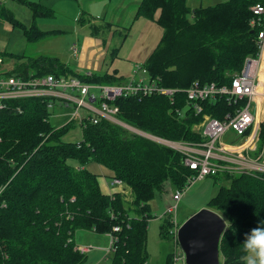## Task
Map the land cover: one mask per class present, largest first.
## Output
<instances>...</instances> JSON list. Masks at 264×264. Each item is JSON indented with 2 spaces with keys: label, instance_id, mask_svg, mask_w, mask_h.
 Here are the masks:
<instances>
[{
  "label": "trees",
  "instance_id": "16d2710c",
  "mask_svg": "<svg viewBox=\"0 0 264 264\" xmlns=\"http://www.w3.org/2000/svg\"><path fill=\"white\" fill-rule=\"evenodd\" d=\"M187 0H140L135 17L154 21L162 35L143 67L164 87L178 89L173 101L161 94L118 97L117 118L144 132L174 141L200 142L195 131L204 115L223 120L235 103L225 98L199 102L196 113L182 91L193 82L229 83L247 57H258L257 35L251 26L252 5L258 0H226L191 8ZM21 27L30 41L52 34ZM22 76L75 75L99 84H117L112 74H78L56 57L39 56L13 66ZM0 109V264H83L74 232L87 229L112 239L110 264H145L149 202L165 184L182 188L194 174L183 155L167 146L102 119L87 122L80 140L63 141L72 122L55 127L47 101L7 100ZM79 144V146H78ZM76 164L69 163V160ZM92 161L113 173L132 196L103 193L96 174L84 165ZM228 181L207 202L226 228L219 242L222 264H245V234L264 221V173L217 175ZM129 203V202H128ZM117 227V230L114 228ZM170 216L160 236L172 240ZM171 255L167 257L170 264Z\"/></svg>",
  "mask_w": 264,
  "mask_h": 264
},
{
  "label": "rangeland",
  "instance_id": "374dc122",
  "mask_svg": "<svg viewBox=\"0 0 264 264\" xmlns=\"http://www.w3.org/2000/svg\"><path fill=\"white\" fill-rule=\"evenodd\" d=\"M225 1L187 0L186 2L189 7L195 8L214 6ZM137 4L133 0H0V57L3 58L5 66L10 63L12 66L27 63L30 59L48 56L58 58L78 74L109 73L123 81L133 76L138 78L145 76L142 67L148 56L141 57L140 61L135 62L133 55L141 46L139 42L144 38L146 24L153 25L146 30L149 37L144 38V43L152 45L150 52L156 47V45L153 47L155 43L153 41L158 40L162 28L144 17H135ZM12 19L19 21L25 27L54 32L39 40L30 41L23 34L21 27L11 21ZM263 77L264 58L260 81ZM66 112L67 110H58L56 112L58 117L51 119L52 125L60 127L66 123L69 118ZM80 113L86 114L82 109ZM71 124V128L62 136L63 141L76 142L82 137L81 127L77 122ZM260 127L258 150L264 143V122ZM229 136L231 134H227L221 140L231 143ZM235 142L236 140L232 143ZM251 154L256 155L257 152ZM69 163L74 165L76 161L71 159ZM84 166L89 169L94 165L92 161H88ZM227 184L228 181L220 177L206 176L187 187L173 215L177 224L180 226L193 213L207 208L208 200L216 194L219 186ZM174 190L171 185L165 184L163 190L156 191L154 198L149 202V212L153 216L147 223L148 258L145 264H165L167 256L175 250L177 253H182L179 245H174L169 237L160 236V225L167 215L165 211L174 204L171 198ZM121 192L127 201L126 204H131L130 191L123 186ZM110 241L108 235L97 234L87 229L80 228L74 232L76 245H87L91 248L90 252L86 253L83 264H110V260L104 258ZM176 264H184V260L181 259Z\"/></svg>",
  "mask_w": 264,
  "mask_h": 264
},
{
  "label": "built area",
  "instance_id": "2783aa9c",
  "mask_svg": "<svg viewBox=\"0 0 264 264\" xmlns=\"http://www.w3.org/2000/svg\"><path fill=\"white\" fill-rule=\"evenodd\" d=\"M251 11L253 18L250 25L262 26L257 35V45L260 48L258 57H247L241 70L233 75L229 83L202 84L195 81L182 90L186 94V102L191 104L196 113L201 111L199 102L206 99L225 98L226 101L235 103L237 106L235 112L227 113L223 120L204 115L202 121L194 126L195 131L202 137L200 142L162 138L129 126L117 118L119 109L113 102L118 97L161 94L173 101L174 95L179 91L161 86L157 78H151L148 75L145 67H142L145 76L139 78L133 76L117 84H99L85 82L70 74L34 75L29 73L24 77L13 72L12 63L5 66L3 58L0 57V109L6 105L7 100L39 98L47 101L48 109H56L51 117H55L60 109L67 110L69 118L66 123L77 122L81 132L87 122L96 124L104 119L183 155L184 165L193 170L194 174L188 177L182 188H176L171 193L174 204L167 207L165 211L173 223L170 229L172 242L178 246L179 225L173 215L187 187L206 176L264 173V143L260 150L257 146L260 126L264 122V107L262 108L264 77L260 81V70L264 58V0L256 1ZM81 109L86 112L85 115L80 113ZM229 131L233 134V141L236 140L237 143H224L221 140ZM252 152L257 154L252 155ZM111 184L119 187L122 182L114 178ZM117 229V227L114 228V230ZM110 245L106 254L111 251ZM76 249L84 254L91 250L87 245H77ZM181 259L184 260L183 253H177L175 250L171 255L170 264H176Z\"/></svg>",
  "mask_w": 264,
  "mask_h": 264
},
{
  "label": "water",
  "instance_id": "95a60500",
  "mask_svg": "<svg viewBox=\"0 0 264 264\" xmlns=\"http://www.w3.org/2000/svg\"><path fill=\"white\" fill-rule=\"evenodd\" d=\"M225 228V220L210 208H202L184 220L177 229L184 264H222L219 242Z\"/></svg>",
  "mask_w": 264,
  "mask_h": 264
},
{
  "label": "crops",
  "instance_id": "0c3cea01",
  "mask_svg": "<svg viewBox=\"0 0 264 264\" xmlns=\"http://www.w3.org/2000/svg\"><path fill=\"white\" fill-rule=\"evenodd\" d=\"M96 1H99V0H96ZM134 2H136V3H138L139 4V1L140 0H133ZM138 4H137V6H138ZM153 23L155 24V22L153 21ZM145 24V23H144ZM144 24H143V26H144ZM149 24V23H148ZM149 26H153V25H145V30H144V32H145V35L143 36L144 38H148L149 37V34H148V32L146 31L147 29H148V27ZM162 32H163V29H162ZM162 32L159 34L160 36H159V38H158V40H154L153 41V43H154V45H153V47L155 46V45H157L156 43H157V41L159 42V40H160V37H161V35H162ZM144 38H142V40L139 42L140 44H141V46L140 47H138L137 49H136V54H134L133 56V59L135 60V62H137V61H140V58L141 57H147V56H149V54L152 52H150V49H152V45L151 46H149V45H147V43H144ZM148 47V49L146 50V48ZM151 47V48H150ZM146 53L148 54V55H146ZM263 57H264V54H263ZM147 59V58H146ZM90 73V72H89ZM55 117H58V115L56 114V116ZM227 134H231V136H229V138L232 140L231 141V143L233 142V140H234V137L232 136L233 134H232V132H228V133H226L224 136H226ZM223 136V137H224ZM224 142V141H223ZM224 143H228V142H224ZM93 163V168H90L89 167V171L90 172H92V173H94V174H96L97 175V177H98V182H99V185H100V188H101V190H102V192L103 193H106V194H111V193H113V192H115V191H118V192H120V191H122V187H118V186H116V185H112L111 184V182H112V180H113V173L110 171V170H108L107 168H105L104 166H102V165H100V164H97V163H95V162H92ZM93 171H92V170ZM109 236V235H108ZM110 237V236H109ZM110 245V244H109ZM109 254V253H108ZM170 255V254H169ZM105 256V255H104ZM168 257V256H167ZM165 264H167V258H166V261H165Z\"/></svg>",
  "mask_w": 264,
  "mask_h": 264
},
{
  "label": "clouds",
  "instance_id": "9594fccd",
  "mask_svg": "<svg viewBox=\"0 0 264 264\" xmlns=\"http://www.w3.org/2000/svg\"><path fill=\"white\" fill-rule=\"evenodd\" d=\"M243 245L249 253L245 264H264V221L245 234Z\"/></svg>",
  "mask_w": 264,
  "mask_h": 264
},
{
  "label": "bare ground",
  "instance_id": "6f19581e",
  "mask_svg": "<svg viewBox=\"0 0 264 264\" xmlns=\"http://www.w3.org/2000/svg\"><path fill=\"white\" fill-rule=\"evenodd\" d=\"M263 54H264V51H263ZM261 86V85H260ZM261 90H262V86H261Z\"/></svg>",
  "mask_w": 264,
  "mask_h": 264
}]
</instances>
